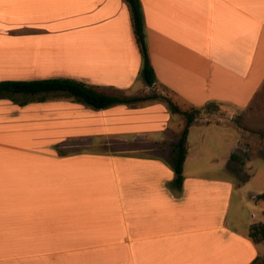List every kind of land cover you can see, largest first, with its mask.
<instances>
[{"label": "crops", "instance_id": "0c3cea01", "mask_svg": "<svg viewBox=\"0 0 264 264\" xmlns=\"http://www.w3.org/2000/svg\"><path fill=\"white\" fill-rule=\"evenodd\" d=\"M141 3L154 87L182 110L252 103L264 84V0ZM141 68L126 0H0V81L68 77L133 95L153 87ZM176 115L160 99L97 110L0 97V264H250L262 254L250 236L261 192L248 194L243 217L233 179L188 172V158L203 157L192 152L193 125L174 184ZM232 129L226 171L237 173ZM92 138L141 139L158 152L70 150Z\"/></svg>", "mask_w": 264, "mask_h": 264}, {"label": "rangeland", "instance_id": "374dc122", "mask_svg": "<svg viewBox=\"0 0 264 264\" xmlns=\"http://www.w3.org/2000/svg\"><path fill=\"white\" fill-rule=\"evenodd\" d=\"M143 83V82H142ZM110 92H116L110 90ZM158 93L164 95L167 99L172 101L176 100V96L162 87H141L138 92L133 95H144ZM21 96V95H20ZM18 96V97H20ZM160 100L162 98H159ZM164 100V99H163ZM179 104L184 107L185 101L180 100ZM207 106H195L201 108L195 123L190 129V144L192 152H195L197 147L201 148L203 157H189L186 162V170H201L205 177H219L225 179H233L240 192L243 190V198L240 196H234V207L237 208V204L241 201L237 199H243L244 208L238 210L240 214L248 215L251 210L248 201V194L250 192H264V84L260 88L259 92L252 103L247 105H239V108L235 106H227L228 109L223 110L213 100L206 103ZM204 104V105H206ZM187 110L191 108L187 107ZM176 118H179L182 127L180 126V134L184 128L186 121L185 116L182 113H177ZM175 116V115H174ZM218 122V123H217ZM209 123V124H207ZM226 123V124H220ZM233 126L238 130L241 138V132L244 139H240L241 148L238 150L230 167H235L237 173L227 172L226 160L230 158V154L236 147L234 142ZM178 134V137H180ZM237 134V132H236ZM76 146L70 147V150L76 149L77 151H121L125 153H136L149 155L152 152L157 153L152 149L150 144L142 141L141 139L131 141H121L116 138L109 139H78L76 140ZM68 150V148H66ZM245 172H241L244 168ZM214 168V169H212ZM241 170V171H239ZM248 201V202H247ZM260 212L257 221L264 223V200L258 201L255 206V210ZM260 253H264V242L259 245Z\"/></svg>", "mask_w": 264, "mask_h": 264}, {"label": "trees", "instance_id": "16d2710c", "mask_svg": "<svg viewBox=\"0 0 264 264\" xmlns=\"http://www.w3.org/2000/svg\"><path fill=\"white\" fill-rule=\"evenodd\" d=\"M131 14L133 29L142 56V68L140 74L149 86L156 83V73L151 63L146 36V26L141 0H126ZM166 89V86H163ZM100 89L98 86L88 82L68 78L53 77L41 79H9L0 81V97H7L20 105L30 102L46 101L52 98H66L83 103L94 109H105L116 104H127L135 106L142 101L159 99L168 106L170 112L182 113L185 116V125L179 140L173 144L171 163L175 172L174 184L180 187L184 182V162L188 153L189 129L201 113V108L191 107L190 110H182L170 98L162 94L127 95L122 91ZM21 95V96H20ZM20 96V97H18ZM164 99V100H163ZM210 105L206 104L205 106ZM204 107V106H203ZM232 159L237 158L232 154ZM257 200H264V192L256 195ZM250 236L255 242L264 241V223H254L250 227Z\"/></svg>", "mask_w": 264, "mask_h": 264}, {"label": "snow or ice", "instance_id": "6c2138e0", "mask_svg": "<svg viewBox=\"0 0 264 264\" xmlns=\"http://www.w3.org/2000/svg\"><path fill=\"white\" fill-rule=\"evenodd\" d=\"M241 138L244 139L245 137L243 136V133L241 132ZM261 155H264L262 153ZM250 264H264V254H258L256 257L252 259Z\"/></svg>", "mask_w": 264, "mask_h": 264}]
</instances>
